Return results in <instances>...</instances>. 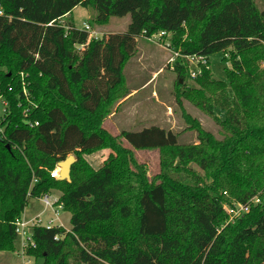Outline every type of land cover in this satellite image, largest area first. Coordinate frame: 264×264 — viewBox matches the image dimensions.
Listing matches in <instances>:
<instances>
[{"label":"trees","instance_id":"1","mask_svg":"<svg viewBox=\"0 0 264 264\" xmlns=\"http://www.w3.org/2000/svg\"><path fill=\"white\" fill-rule=\"evenodd\" d=\"M77 6L101 25L130 22L89 40L74 25ZM0 8V252L14 251L28 199L55 189L70 229L31 228L24 255L42 264H264V10L254 0H0ZM160 31L182 55H228L227 80L203 67L200 88L183 91L216 120L224 111L221 139L188 116L198 144L156 125L118 135L102 126L130 93L124 71L137 39ZM173 70L183 87L187 65L179 59ZM103 148L113 152L93 169L82 156ZM156 149L160 171L148 178L134 151ZM71 154L70 181L51 177ZM254 197L223 227L224 203Z\"/></svg>","mask_w":264,"mask_h":264},{"label":"rangeland","instance_id":"2","mask_svg":"<svg viewBox=\"0 0 264 264\" xmlns=\"http://www.w3.org/2000/svg\"><path fill=\"white\" fill-rule=\"evenodd\" d=\"M260 10H264V0H254ZM96 13L82 6L73 9L72 18L77 28H82L87 24L90 28L88 39L107 37L112 33H120L126 30L130 22V16L113 17L106 24H98L95 21ZM67 18H63L66 22ZM183 35V39L186 38ZM171 33L162 37L159 43L148 41L141 37L137 39L135 54L125 66V83L131 88L130 93L121 98L112 108L111 113L103 119L102 126L112 135H118L122 130H140L144 127L156 125L165 129L172 130L178 134L179 143L198 144L197 131L189 128V120H195L201 128L211 132L217 139L222 138V127L218 120L224 119V111L215 110V117L210 116L195 106L184 95V89L200 88L197 78H188L183 87L176 84V73L168 64L171 57V51H174ZM144 43V45H143ZM78 49L81 47L77 46ZM179 51V50H178ZM223 53L217 52L209 56L208 70L212 79L227 80L226 68L230 69V62L223 61ZM227 58V57H226ZM186 62V61H185ZM260 67L264 68V61H260ZM187 65V64H186ZM0 98V118L3 115L4 103ZM126 146V142H124ZM113 151L109 148L96 150L90 154H84L83 159L93 169L100 168L109 154ZM134 154L138 162L144 165L146 175L152 178L160 171V153L159 150H136ZM73 155V154H72ZM74 156V155H73ZM75 157V156H74ZM176 164V162H175ZM192 170L203 176V171L197 164H191ZM48 193L56 194L60 197V191L51 189ZM25 214L29 218L32 214L43 209V203L36 198H29L26 205ZM61 221H54L57 225L60 222L63 227L70 229V213L61 211ZM42 218L46 222L53 218V212L47 209ZM66 229V228H65ZM20 249L19 239H16L13 252H0V259L10 253L9 264H21V257L14 254ZM29 264H42V259L30 258ZM0 264L1 260H0Z\"/></svg>","mask_w":264,"mask_h":264},{"label":"built area","instance_id":"3","mask_svg":"<svg viewBox=\"0 0 264 264\" xmlns=\"http://www.w3.org/2000/svg\"><path fill=\"white\" fill-rule=\"evenodd\" d=\"M2 14V10L0 8V15ZM80 29V28H78ZM80 30H84L86 32H90V28L87 24H83V27ZM169 32L165 31H160L156 34H153L149 37H144L148 41L159 43V40L164 37L169 35ZM98 39V38H95ZM82 48V45L80 46ZM171 57L168 60V64L171 66V68H174V65L178 62L179 59L183 61L184 64H187V68L189 71V78H196L202 73V68L208 69V59L207 57L203 55H182L178 50L171 51ZM225 57H228L227 54L224 55ZM186 61V62H185ZM21 78H22V92L23 95L28 98L29 92L27 90V84L24 81V74L21 73ZM0 98H3L0 96ZM3 103H4V109H3V115L6 113L7 110V102L3 98ZM2 115V116H3ZM26 115V114H25ZM1 116V117H2ZM38 123H34V125H37ZM30 126H33V124H30ZM1 132V131H0ZM59 170L60 168L58 166L55 167L50 172V176L53 178L58 179L59 177ZM41 203H43V212L46 211V209H50L53 211V213L57 216L58 212L56 209H62V203L60 202L59 198L52 197L49 193H44L40 197ZM259 203V199L257 197H254L250 199L247 203H240V202H231V203H224L223 204V210L227 215V219L225 223L223 224V227L234 223L236 220L241 218L244 214H246L251 205H256ZM56 220H59L58 217L55 218ZM55 219H49L46 222L42 218V215H36L34 217H29L25 218L22 217L15 222V232L17 235V239H19L20 242V250L22 251V254L25 253V250L29 246H34V241L32 239V233H31V228L34 226H44L47 228L50 227H63V224L60 222L58 225H54L53 222ZM64 228V227H63Z\"/></svg>","mask_w":264,"mask_h":264},{"label":"crops","instance_id":"4","mask_svg":"<svg viewBox=\"0 0 264 264\" xmlns=\"http://www.w3.org/2000/svg\"><path fill=\"white\" fill-rule=\"evenodd\" d=\"M143 45H144V43H143ZM137 48H138V46H137ZM52 197H55V198H58L57 197V195L56 194H53V193H49ZM36 199H38V200H40V198H36ZM41 202V201H40ZM44 208V207H43ZM47 210V209H46ZM25 211H26V208H25V210H24V212H23V214H22V217H27L26 215H24L25 214ZM56 211L58 212V214H57V216L53 213V218L55 219L56 217H58V219L59 220H54V221H61V211H62V209H56ZM45 212V211H44ZM43 209L42 210H40L39 212H36V213H34V214H32V216H29V217H34V216H36V215H42L43 213ZM53 212V211H52ZM62 222V221H61ZM55 225V224H54ZM58 225V224H57ZM66 229H68L67 227H65ZM14 254H16L17 256H20L21 257V264H29L30 263V257H28V256H26V255H24V254H22V251L19 249L17 252H15ZM1 263L2 264H9L10 262H11V260H10V253H6V255H4V257H2L1 259Z\"/></svg>","mask_w":264,"mask_h":264},{"label":"water","instance_id":"5","mask_svg":"<svg viewBox=\"0 0 264 264\" xmlns=\"http://www.w3.org/2000/svg\"><path fill=\"white\" fill-rule=\"evenodd\" d=\"M7 149H10L9 145H6ZM76 161L75 157L71 154L64 160L59 161L57 166L60 168L58 180L70 181V170L72 164Z\"/></svg>","mask_w":264,"mask_h":264}]
</instances>
